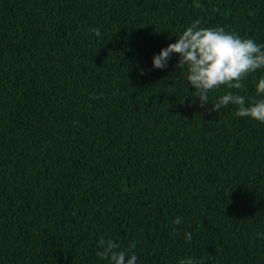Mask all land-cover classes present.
Here are the masks:
<instances>
[{
  "label": "trees",
  "instance_id": "trees-1",
  "mask_svg": "<svg viewBox=\"0 0 264 264\" xmlns=\"http://www.w3.org/2000/svg\"><path fill=\"white\" fill-rule=\"evenodd\" d=\"M196 19L264 44V0H0V264H264V124L151 66Z\"/></svg>",
  "mask_w": 264,
  "mask_h": 264
},
{
  "label": "clouds",
  "instance_id": "clouds-1",
  "mask_svg": "<svg viewBox=\"0 0 264 264\" xmlns=\"http://www.w3.org/2000/svg\"><path fill=\"white\" fill-rule=\"evenodd\" d=\"M194 7L201 5L195 3ZM201 20L196 19L176 38L174 43L161 49L152 58L153 69H164L173 55L178 58L176 68L187 70L186 84L193 90L201 107L211 105L210 111L218 113L229 105L236 107V116L248 118L264 124V75L255 83L256 97L246 99L238 91L244 87V81L258 71H264V44L253 39L241 38L237 33L223 27H201ZM95 36H101L98 28H93ZM143 74V70L141 71ZM221 89H227L223 95L212 102L210 95ZM182 218L177 217L174 225H180ZM173 234L179 235L177 229ZM257 235H262L257 233ZM191 232L184 233L186 242H191ZM135 242L128 248L113 239L101 237L97 241L96 255L107 264H137ZM179 264H197L191 257L182 258Z\"/></svg>",
  "mask_w": 264,
  "mask_h": 264
}]
</instances>
